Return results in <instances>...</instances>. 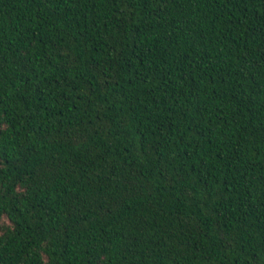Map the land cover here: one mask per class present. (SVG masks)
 <instances>
[{"label": "trees", "instance_id": "16d2710c", "mask_svg": "<svg viewBox=\"0 0 264 264\" xmlns=\"http://www.w3.org/2000/svg\"><path fill=\"white\" fill-rule=\"evenodd\" d=\"M0 264H264V0H0Z\"/></svg>", "mask_w": 264, "mask_h": 264}]
</instances>
